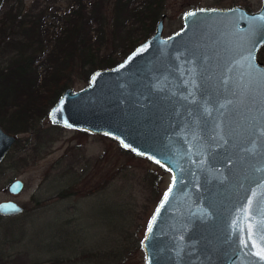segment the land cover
<instances>
[{
	"label": "water",
	"instance_id": "1",
	"mask_svg": "<svg viewBox=\"0 0 264 264\" xmlns=\"http://www.w3.org/2000/svg\"><path fill=\"white\" fill-rule=\"evenodd\" d=\"M162 19L85 87L62 89L47 119L169 172L141 241L145 264H264V0L255 11L190 9L165 37ZM15 140L0 128V162ZM23 187L13 178L6 190ZM22 212L0 201V216Z\"/></svg>",
	"mask_w": 264,
	"mask_h": 264
},
{
	"label": "rangeland",
	"instance_id": "2",
	"mask_svg": "<svg viewBox=\"0 0 264 264\" xmlns=\"http://www.w3.org/2000/svg\"><path fill=\"white\" fill-rule=\"evenodd\" d=\"M21 1L25 11L35 3L49 2L45 16L51 32L60 26V19H53L71 0ZM189 4H197V8L240 6L255 11L261 0H164L158 17L163 15V37L180 29L181 16ZM99 8L109 18L110 1ZM109 31L105 29L103 43L107 46L103 47L106 51L114 48L116 58L121 41L111 39ZM132 32L134 37L139 35V31ZM12 51L0 48V67ZM259 56L264 58V45L258 50ZM80 68L70 73L71 85L67 87L74 91L88 84ZM0 128L18 139L0 162V201L12 199L23 207L19 215L0 216V264H145L141 241L170 183L166 169L122 148L112 137L54 125L47 117L32 133L15 134ZM39 145L37 156L20 164L21 157ZM70 165L79 178L73 192L62 196L74 178L71 172H63ZM13 178L24 184L15 196L6 190Z\"/></svg>",
	"mask_w": 264,
	"mask_h": 264
},
{
	"label": "trees",
	"instance_id": "3",
	"mask_svg": "<svg viewBox=\"0 0 264 264\" xmlns=\"http://www.w3.org/2000/svg\"><path fill=\"white\" fill-rule=\"evenodd\" d=\"M109 1L111 11L107 18L99 7ZM163 2L71 0L60 16L52 10L56 16L53 20L60 19V26L49 32L45 16L49 9L45 4L49 2L35 3L25 11L21 0L14 4L0 0V48L13 50L7 63L0 67V125L15 134L32 133L47 117L61 90L71 85L69 77L73 69L80 66V75L87 83L94 70L117 64L151 35ZM186 7L190 10L198 5ZM105 29L110 30L111 39L121 41L122 49L116 58L114 48L106 51L103 47L107 46L103 43ZM132 31H139V35H130ZM257 60L264 66L262 56ZM40 148L33 146L31 152L21 157L20 164L34 159ZM71 166L63 172H71L74 178L67 190L60 193L62 196L73 192L79 178Z\"/></svg>",
	"mask_w": 264,
	"mask_h": 264
},
{
	"label": "snow or ice",
	"instance_id": "4",
	"mask_svg": "<svg viewBox=\"0 0 264 264\" xmlns=\"http://www.w3.org/2000/svg\"><path fill=\"white\" fill-rule=\"evenodd\" d=\"M254 59V57H253ZM171 189H169L170 191ZM168 193L166 192L165 193V197H167ZM252 236H251V233L249 234V240H251ZM256 255L260 256L261 259H264V249H261L260 252H257Z\"/></svg>",
	"mask_w": 264,
	"mask_h": 264
}]
</instances>
